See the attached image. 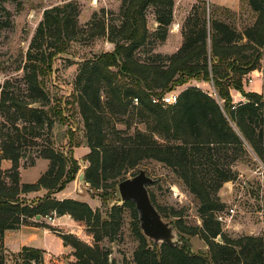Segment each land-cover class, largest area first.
<instances>
[{
	"label": "trees",
	"instance_id": "1",
	"mask_svg": "<svg viewBox=\"0 0 264 264\" xmlns=\"http://www.w3.org/2000/svg\"><path fill=\"white\" fill-rule=\"evenodd\" d=\"M201 3L192 7L182 30V42L172 53L156 52L153 45L154 40L166 39L173 0H122L117 23L109 22L103 12L98 22L90 19L80 25L78 5L71 0L44 9L28 44L22 75L6 79L0 86V162L11 161L8 169L0 165V264H6L4 232L34 224L51 230L72 246L76 258L72 264H112L108 251L98 243L102 236L111 239L117 233L123 206L131 209L133 231L139 241L133 253L134 264H264V235L231 238L222 232L216 215L221 209L217 191L236 176L229 151L242 150L247 143L264 162V80L262 93L243 88V76L259 69L264 49V0H248L257 16L243 31L207 18ZM149 6L155 7L157 23L152 33L145 18ZM2 9L9 14L5 7ZM96 36H104L113 49L78 63L72 93L89 148L85 182L92 190H106L117 187L142 160L164 163L193 194L201 219L200 226L188 228L173 221L182 245L153 243L146 238L132 201L112 205L103 220L100 211L86 201L53 196L75 179L79 164L73 156L76 145L71 135L66 150L55 147L52 141L54 124L62 118L61 106L51 104L47 79L58 55L72 43ZM190 80L210 83L214 94L192 85L179 91L173 104L152 102L153 97L160 99ZM230 89L237 90L244 100L234 103ZM129 106L132 116L146 121L147 130L125 134L113 127V141L106 142L105 111L119 117L129 112ZM154 134L164 141H158ZM42 135L47 141L35 156L48 160L47 168L36 181L22 183V145L41 146ZM34 163L32 158L28 166ZM40 189L46 191L41 197L29 200L24 196ZM65 214L85 223L94 245L35 219L36 215ZM182 233L198 235L207 251L194 252ZM16 258L17 264H43V251L23 246Z\"/></svg>",
	"mask_w": 264,
	"mask_h": 264
},
{
	"label": "rangeland",
	"instance_id": "2",
	"mask_svg": "<svg viewBox=\"0 0 264 264\" xmlns=\"http://www.w3.org/2000/svg\"><path fill=\"white\" fill-rule=\"evenodd\" d=\"M66 1L70 0H0V25L7 24L5 27L0 28V86L6 79H14L22 75L25 53L35 28L42 18L44 9ZM71 1L77 3L80 11L79 24L84 25L90 19H93L94 23L98 22L103 12H106L104 16L109 22L117 23L116 18L119 15L122 0ZM201 2L205 5L207 18L224 21L237 31H243L246 27L252 25L257 16L250 8L248 0H173L172 22L169 25V31L177 30L182 35L187 17L192 13V7L202 4ZM3 7L8 10V15L4 13ZM154 11L155 7L153 6H149L145 11L146 26L150 33L157 25ZM169 31L164 41L154 40V51L172 53L171 50H173L177 41L172 36L169 37ZM112 49L113 44L107 41L104 36H96L90 41L74 42L65 53L57 56L53 71L47 79L51 104L61 106L62 121H56L52 130L54 146L65 147L64 150H66L69 135H71L73 145H76L73 147V156L79 164V170L67 191L75 195L77 199L86 201L93 210L98 209L103 220L108 218L109 209L112 205H122L123 202L120 199L117 187L90 191V186L85 183L82 193L76 190L77 175L79 172L84 171L88 164L85 155L88 153L89 148L86 146L82 118L73 104L72 93L78 63L95 53ZM141 57H144V53L141 54ZM251 79L253 80L251 81ZM263 80L264 49L262 50L258 73L254 72L253 76L249 74L243 76V88L246 91L252 89L262 93ZM191 83L195 82L191 81ZM196 85L214 94L213 86L210 83L201 81L199 86L197 83ZM182 89L176 88L174 91L179 92ZM232 93L234 103L242 100L241 94L236 93L234 90H232ZM104 98L105 95L103 94L102 99ZM128 109L129 112L126 115L119 117L111 116L105 111L103 129L106 133V142L113 141L111 135L113 127L125 134L147 130L146 121L132 116L130 113L131 107L129 106ZM2 120L3 118L0 115V122ZM154 137L158 141H164L158 134H154ZM46 139V135L41 136V146L22 145V149L25 151V156L19 161L22 169L28 167L32 158L35 163L41 159L35 155L37 149L46 144ZM229 153V156L233 159L231 166L236 176L234 179L224 182L216 193L221 204V209L216 211V215L222 217L221 220H218L221 230L231 238L243 235H264V162L247 143L243 145L242 150L237 148L235 151L232 149ZM195 160H203V158L195 157ZM42 166L43 163H38L35 167L23 170L22 179L29 182L37 178ZM139 169H144L146 174L153 179L147 189L153 204L162 212L166 220L180 221L186 228L201 225L196 199L170 167L154 159H145L131 170L127 177L132 176ZM63 191H66V189ZM26 194L24 196L29 200L38 197L30 198ZM230 209L233 210L232 213ZM48 217H42L41 223L51 221ZM120 218V228L113 235V238L102 236L98 245L108 251V261L112 264H134L133 253L139 241L133 231L134 220L129 206L122 207ZM69 219L73 222L65 223L62 229L59 228V230L72 233L80 240L94 245L93 236L87 232L85 223L75 221L72 218ZM182 234L188 239L190 248L194 252L207 251V246L198 235ZM217 240L220 239L217 238ZM5 253L6 264L18 263L16 253L11 252L9 249Z\"/></svg>",
	"mask_w": 264,
	"mask_h": 264
},
{
	"label": "crops",
	"instance_id": "3",
	"mask_svg": "<svg viewBox=\"0 0 264 264\" xmlns=\"http://www.w3.org/2000/svg\"><path fill=\"white\" fill-rule=\"evenodd\" d=\"M172 36V38L176 39V44L173 47V50L171 52H174L181 44L182 42V35L180 32L177 30H171L169 31V37ZM254 72L258 73V70H253L250 71L248 74L250 76H253ZM253 79H251L252 81ZM193 81L195 83L190 82ZM199 82L197 80H190L188 83L179 86L177 88H185L187 86H197L196 83L199 86ZM188 84V85H187ZM186 85V86H185ZM185 86V87H184ZM261 87V85H260ZM232 90L230 89L231 96L233 98V93ZM236 93H239L237 90ZM249 91H253L252 89ZM259 92V91H255ZM240 94V93H239ZM242 97V96H241ZM242 100L244 98L242 97ZM241 100V101H242ZM38 163H43V166L41 167L40 174L45 171L48 165V160L46 159H39L36 161V163L33 166H28L27 168H21L19 169L20 173V181L22 183H30L34 182L37 180V178L30 180L29 182L25 181L22 179V172L23 170H26L31 167H35ZM1 168L2 169H8L11 166V161L7 159H2L0 162ZM72 181L66 185L64 189L66 191H60L56 192L53 194V196L57 199H63V198H74L77 199V197L70 192L67 191L69 187H71ZM46 191L44 189H40L38 191H32L28 192L26 194L27 197L33 198V197H41ZM62 192V193H61ZM79 200V199H78ZM70 217L68 215H62V216H53L51 221L46 222L47 224L59 229H62V226L65 223H71L73 221H70ZM42 218L40 217L39 220ZM37 220V219H36ZM43 220V219H42ZM42 222V221H41ZM67 232V231H64ZM3 246L6 250H10L13 253H17L20 251V249L23 246H30V247H35L39 248L43 251V264H72L76 261L75 256L73 255V248L71 245L65 243L61 237H59L56 233L52 232L51 230L39 226L38 224L34 225H21L17 229H9L4 232V237H3Z\"/></svg>",
	"mask_w": 264,
	"mask_h": 264
},
{
	"label": "water",
	"instance_id": "4",
	"mask_svg": "<svg viewBox=\"0 0 264 264\" xmlns=\"http://www.w3.org/2000/svg\"><path fill=\"white\" fill-rule=\"evenodd\" d=\"M153 182L144 169H139L132 176L125 177L117 183V190L122 202L132 201L138 215L141 233L153 243H166L170 246L182 245L173 222L166 220L152 203L147 186ZM84 171L77 175L76 190L83 192L85 185ZM92 191V189H89ZM40 216L36 215L35 219Z\"/></svg>",
	"mask_w": 264,
	"mask_h": 264
},
{
	"label": "built area",
	"instance_id": "5",
	"mask_svg": "<svg viewBox=\"0 0 264 264\" xmlns=\"http://www.w3.org/2000/svg\"><path fill=\"white\" fill-rule=\"evenodd\" d=\"M178 92L176 91H171L169 93H166L164 96H162L160 99H158L157 97H153L152 98V102L157 103L160 102L164 105L166 104H173L176 102V98H177ZM134 102L136 103V98L134 99ZM230 212L232 213L233 210L230 209ZM53 216H49L48 219L52 220ZM218 220H221L222 217L220 215L217 216Z\"/></svg>",
	"mask_w": 264,
	"mask_h": 264
}]
</instances>
